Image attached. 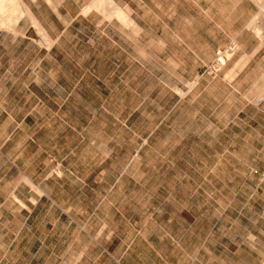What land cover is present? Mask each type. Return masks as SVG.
I'll return each instance as SVG.
<instances>
[{"label": "rangeland", "instance_id": "374dc122", "mask_svg": "<svg viewBox=\"0 0 264 264\" xmlns=\"http://www.w3.org/2000/svg\"><path fill=\"white\" fill-rule=\"evenodd\" d=\"M179 1L158 15L133 0L141 29L127 35L94 14L73 21L48 56L36 53L44 86L58 73L62 92L27 97L63 105L85 174L101 195L115 183L117 209L144 221L134 238L147 262L264 264V0H201L211 15ZM231 43L226 65L203 73Z\"/></svg>", "mask_w": 264, "mask_h": 264}, {"label": "crops", "instance_id": "0c3cea01", "mask_svg": "<svg viewBox=\"0 0 264 264\" xmlns=\"http://www.w3.org/2000/svg\"><path fill=\"white\" fill-rule=\"evenodd\" d=\"M139 1L146 13L181 11L179 0L156 1V9L149 0ZM132 2L0 0V117L6 118L0 124V264H196L156 257L147 262L139 251L142 240L134 238L144 221L134 220L131 208L117 209L109 197L115 183H106L101 195L100 181L85 174V150L78 139L70 141L67 116L59 113L63 105H52V97L37 105L27 97L63 88V77L54 72L44 86L41 63L73 21L94 14L101 24L117 22L125 35L140 30ZM184 2L194 3L198 13L214 12L207 2ZM36 30L39 38L28 36ZM37 50L42 59H36Z\"/></svg>", "mask_w": 264, "mask_h": 264}, {"label": "built area", "instance_id": "2783aa9c", "mask_svg": "<svg viewBox=\"0 0 264 264\" xmlns=\"http://www.w3.org/2000/svg\"><path fill=\"white\" fill-rule=\"evenodd\" d=\"M235 44L231 43L225 48L216 51L213 60L205 66L203 73L205 74H216L218 73L227 63L228 59L235 51Z\"/></svg>", "mask_w": 264, "mask_h": 264}, {"label": "bare ground", "instance_id": "6f19581e", "mask_svg": "<svg viewBox=\"0 0 264 264\" xmlns=\"http://www.w3.org/2000/svg\"><path fill=\"white\" fill-rule=\"evenodd\" d=\"M115 8V7H114ZM260 13H264V2L261 4L260 7ZM256 17H254V19L251 20V22L255 21ZM250 23V22H249ZM263 23V22H262ZM258 27V26H257ZM255 29V28H254ZM255 30L259 31L258 28H256ZM256 34V33H255ZM257 34H259V32H257Z\"/></svg>", "mask_w": 264, "mask_h": 264}]
</instances>
